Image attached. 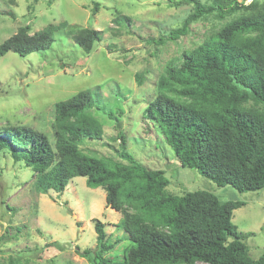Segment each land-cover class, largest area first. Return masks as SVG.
I'll list each match as a JSON object with an SVG mask.
<instances>
[{
	"label": "trees",
	"instance_id": "1",
	"mask_svg": "<svg viewBox=\"0 0 264 264\" xmlns=\"http://www.w3.org/2000/svg\"><path fill=\"white\" fill-rule=\"evenodd\" d=\"M186 1L194 10L182 27L172 30V39L208 14L239 15L185 51L181 60L166 65L145 116L160 129L183 167L241 192L263 189L264 0ZM95 4L97 11L99 3ZM127 21L126 15L115 19ZM61 29L86 52L103 38V30L67 21L34 33L24 25L0 43V57L10 51L25 57L48 50ZM142 78L139 74V83ZM92 104L88 90L58 101L54 141L25 125L0 128V157L10 154L34 169L40 193L62 192L77 176H85L90 187H103L108 206L122 212L123 227L136 244L124 262L114 264H264V251L253 257L245 242L249 234L232 221L244 201L224 200L205 189L182 195L169 191L165 171L136 159L122 131L120 160L85 153L81 147L85 140L104 135L101 122L86 113ZM95 229L96 247L80 253L92 264H110L113 261L103 256L112 247L105 224L96 219Z\"/></svg>",
	"mask_w": 264,
	"mask_h": 264
},
{
	"label": "rangeland",
	"instance_id": "2",
	"mask_svg": "<svg viewBox=\"0 0 264 264\" xmlns=\"http://www.w3.org/2000/svg\"><path fill=\"white\" fill-rule=\"evenodd\" d=\"M193 10L186 0H0V43L24 25L31 26V33L62 21L103 30L91 52L61 29L48 50L25 57L10 51L0 57V128L25 125L54 141L56 103L83 90L92 92L93 104L86 113L101 122L104 135L85 140L83 151L120 160L122 131L136 159L165 171L169 191L182 195L205 189L224 200L244 201L232 221L249 234L245 242L258 258L264 251V188L241 192L183 167L160 129L145 116L166 65L181 60L185 51L239 15L208 14L172 39V30L182 27ZM124 15L129 22H115ZM35 180L36 172L24 162L10 154L0 157V264H92L80 252L97 245L96 219L105 224L112 245L103 256L110 264L127 259L136 244L123 227L122 212L108 206L103 187H90L85 176H77L62 192L40 193Z\"/></svg>",
	"mask_w": 264,
	"mask_h": 264
},
{
	"label": "built area",
	"instance_id": "3",
	"mask_svg": "<svg viewBox=\"0 0 264 264\" xmlns=\"http://www.w3.org/2000/svg\"><path fill=\"white\" fill-rule=\"evenodd\" d=\"M248 2H250L251 0H247Z\"/></svg>",
	"mask_w": 264,
	"mask_h": 264
}]
</instances>
